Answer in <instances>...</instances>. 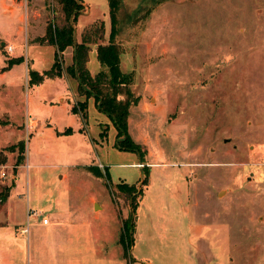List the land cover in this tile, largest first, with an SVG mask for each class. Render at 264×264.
<instances>
[{"label":"rangeland","instance_id":"rangeland-1","mask_svg":"<svg viewBox=\"0 0 264 264\" xmlns=\"http://www.w3.org/2000/svg\"><path fill=\"white\" fill-rule=\"evenodd\" d=\"M4 1L14 48L0 67L23 59L0 72V264H264V0H119L114 40L137 97L127 129L143 155L118 146L92 96L85 116L72 110L85 97L70 77L44 74L55 46L34 37L60 18L56 0ZM82 1L74 27L108 41V0ZM33 117L56 130L34 131ZM21 141L18 162L7 147ZM121 180L141 188L134 211Z\"/></svg>","mask_w":264,"mask_h":264},{"label":"trees","instance_id":"trees-1","mask_svg":"<svg viewBox=\"0 0 264 264\" xmlns=\"http://www.w3.org/2000/svg\"><path fill=\"white\" fill-rule=\"evenodd\" d=\"M56 2L60 8V18L53 23L49 21L46 24L43 35L37 38L39 41H45L55 46L54 60L51 66L45 70L44 74L49 76L64 74L70 77L75 82V92L77 96L84 95L85 97L84 99L77 97L72 105V110L80 112L85 116L88 99L92 96L97 109L107 113L115 125L118 146L123 149L134 150L140 155H143L144 150L140 147L138 142L133 140L127 129L129 108L132 104L137 102V97L130 88L132 83L131 73L125 72L121 67L122 50L120 44L114 40L115 34L118 32L115 29V24L117 22L116 12L119 0H108L111 27L109 31V40L106 42L95 41V37H93L92 33L95 24L81 31V39L79 41L75 39L74 22L78 13L81 12L82 9L83 11L85 10V4L82 0H56ZM92 43L96 44V58L100 63V68L95 73H91L87 66ZM67 45H73V55L71 62L66 63L63 67L62 51ZM22 59V56L11 57L7 60L6 67ZM29 74V84L32 82H39L43 76L37 71H30ZM66 130H69V128ZM105 133V130L100 131V134ZM14 146H17L19 149L16 161L21 162L24 154V141L17 142L15 145L13 144L7 148L12 150ZM5 158V155L0 149V161H4ZM93 166L88 167L92 169ZM142 166H144V164ZM144 172L145 175H147L146 171ZM104 173L108 174L106 168ZM101 174L100 171L97 172V175ZM116 187L117 192L126 193L131 198L130 207L134 211L138 205L135 199V193L137 191L140 192L141 188L138 189L135 184L128 183L124 180L117 182ZM5 188L6 191L3 193L4 198L8 195V189L7 187ZM130 219H132V213H129L126 220L128 221ZM127 221L123 222L124 229L120 231L118 237L124 254L127 253L130 244ZM130 228H133L131 224Z\"/></svg>","mask_w":264,"mask_h":264},{"label":"crops","instance_id":"crops-1","mask_svg":"<svg viewBox=\"0 0 264 264\" xmlns=\"http://www.w3.org/2000/svg\"><path fill=\"white\" fill-rule=\"evenodd\" d=\"M83 2V1H82ZM14 3H17V1H14V0H12V3H6L5 1L3 2V4H5V6L8 8V7H10L11 6V8L10 9H12L14 6H13V4ZM18 3H22L21 1H18ZM87 11L88 10H84V12L85 13H87ZM38 14H40L39 12H38ZM33 15H34V13H33ZM44 33V32H43ZM43 33H41V34H35L36 36L34 37V40H36V42L37 43H43V44H51V43H48V42H45V41H39V40H37V38L39 37V36H41V35H43ZM81 31H78L76 28H75V39L76 40H80L81 39ZM38 36V37H37ZM37 37V38H36ZM1 39V38H0ZM8 44H11L12 46H13V44L12 43H7L5 40H2L1 39V42H0V48H1V50H6L7 52H11V51H9V50H7V47H6V45H8ZM53 45V44H52ZM94 45H96V44H94ZM91 46H93V44H91ZM3 47H4V49H3ZM71 47H72V51H73V45H71ZM13 48H14V46H13ZM17 55H14L13 56V54H12V56H9V54H6V60H8L9 58H11V57H16ZM19 56H22V55H19ZM23 57V56H22ZM54 60V59H53ZM71 62V59L70 60H68L67 61V63H70ZM66 64V63H65ZM6 65H7V63L6 64H4V65H2L1 67H0V72H1V70L2 69H5V67H6ZM61 100H62V98H60ZM27 125V124H26ZM29 126H31L32 127V129L34 130V131H44V130H56L54 127H52L51 125H46V124H41L35 117H33V118H31L30 119V121H29V124H28V127ZM18 140L20 141L21 139L20 138H18ZM11 177L12 178H14L15 177V174H11Z\"/></svg>","mask_w":264,"mask_h":264},{"label":"built area","instance_id":"built-area-1","mask_svg":"<svg viewBox=\"0 0 264 264\" xmlns=\"http://www.w3.org/2000/svg\"><path fill=\"white\" fill-rule=\"evenodd\" d=\"M7 50L11 51L13 49V46L11 44L6 45ZM6 171L4 170V165H0V178L5 176ZM37 213V212H36ZM48 219L46 216L42 218V222H47Z\"/></svg>","mask_w":264,"mask_h":264}]
</instances>
